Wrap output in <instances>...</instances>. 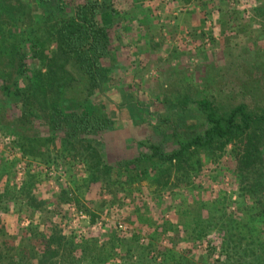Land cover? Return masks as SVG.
<instances>
[{
	"label": "rangeland",
	"instance_id": "rangeland-1",
	"mask_svg": "<svg viewBox=\"0 0 264 264\" xmlns=\"http://www.w3.org/2000/svg\"><path fill=\"white\" fill-rule=\"evenodd\" d=\"M263 6L264 0H137L121 16V28L138 23L139 34L131 30V38L117 37L118 48L106 61L114 69L96 100L105 104L113 125L103 137L104 166H108L94 175L95 168H85V161L61 156L58 144L37 145L40 154L26 158L21 145L31 149L30 142L24 140L38 134L46 137L45 127L14 133L0 124V182L30 188L22 203L4 205L10 242L32 238L41 246L29 227L31 220L35 221L31 217L34 209L44 212L40 218L59 223L63 234L78 240L90 234L101 244L117 236L118 247L112 253L107 251L105 264H182L179 259L184 252L205 250L209 243L217 259L220 231L236 243L240 253L247 243L252 245L249 239L264 232V217L254 213L258 212L256 205H252L253 216L243 215L247 193L233 176L228 155L217 162L203 157V165L188 176L172 170L170 186L163 188L161 176L169 165L149 157L146 143L161 141L154 123L167 117L166 102L206 98L221 112L240 103L252 110L264 104ZM201 30L215 36L212 45L201 44ZM39 54L35 66L38 79L45 74L63 84L65 72L48 74L43 67L57 60L55 50ZM75 96L73 104L92 108L89 100ZM39 101L49 108L42 93ZM6 118L3 113L1 119ZM162 142L165 150L178 145L170 135ZM139 153L146 156L133 162ZM123 161L132 163L125 172L110 167ZM208 212L210 219L204 221ZM231 216L242 222H231ZM203 224L208 228L196 233ZM194 233L200 237L190 241ZM130 241L131 247L136 243L143 250L128 251Z\"/></svg>",
	"mask_w": 264,
	"mask_h": 264
},
{
	"label": "trees",
	"instance_id": "trees-1",
	"mask_svg": "<svg viewBox=\"0 0 264 264\" xmlns=\"http://www.w3.org/2000/svg\"><path fill=\"white\" fill-rule=\"evenodd\" d=\"M136 1L0 0L1 128L9 127L14 133L27 128H46V137L38 134L33 139L24 140L25 143L30 142L28 147L31 149L21 145L20 151L26 158L33 159L40 154L37 145L56 147L58 144L60 149L57 151L61 156L85 161V168H95L92 175L99 168L108 166H104L103 137L110 131L113 121L105 104L96 100L102 95L104 82L114 69V65L107 66L106 61L111 58L112 50L118 48L117 37L127 35L131 38V30L138 32V23L123 31L121 28V16ZM199 33L201 44L214 43V35L204 30ZM144 45L148 47L146 42ZM210 48L208 46L207 50ZM41 50H55V57L61 62L54 59L43 67L48 74L65 72L63 84H60L61 79L45 74H42L43 79H38L35 66ZM73 81L75 83L71 87ZM41 93L49 100V108L39 101ZM75 93L80 101L89 100L92 108L88 110L89 107L73 104L71 101H77ZM127 105L131 106V103ZM164 110L167 117L159 118L160 123H154L155 134L161 141L149 140L146 143L151 153L149 157L169 165L161 176L162 179L164 177L163 188L170 186L172 170L188 176L203 165V157L208 162H217L226 154L233 162V176L247 193V206L244 205L247 212H242L243 215L247 213V218L253 216L252 205H256L254 209L258 212L254 213L264 217V104L252 110L240 103L221 112L206 98H185L175 103L166 102ZM3 113L7 120L1 119ZM167 135L176 138L177 147L164 149L162 139ZM145 156L139 153L133 162ZM129 165L132 163L123 161L110 167L125 172ZM29 192L30 188L26 186L15 188L0 182V264L107 263V251L112 253L118 247L117 236L112 235L101 244H98L97 236L90 234L78 240L76 236L63 234L59 223L50 218H40L44 212L34 209L31 217L35 221L31 220L29 227L35 230L41 246L37 247L32 238L10 242L5 229V213L2 212L4 205L22 203L29 197ZM31 201L35 202V199L31 198ZM209 219L208 212L204 221ZM230 220L242 222L238 216H231ZM207 228L203 224L196 233ZM219 234L217 259L214 258V246L209 243L205 250L184 252L179 261L182 264H201L203 261L206 264H264V232L249 239L252 245L247 243L241 253L233 240L222 231ZM196 237L200 236L191 234L189 240L194 241ZM132 250H143V247L136 243L131 247L130 241L128 251ZM173 263L180 264L177 261Z\"/></svg>",
	"mask_w": 264,
	"mask_h": 264
},
{
	"label": "built area",
	"instance_id": "built-area-1",
	"mask_svg": "<svg viewBox=\"0 0 264 264\" xmlns=\"http://www.w3.org/2000/svg\"><path fill=\"white\" fill-rule=\"evenodd\" d=\"M119 227H122L121 225H119Z\"/></svg>",
	"mask_w": 264,
	"mask_h": 264
}]
</instances>
